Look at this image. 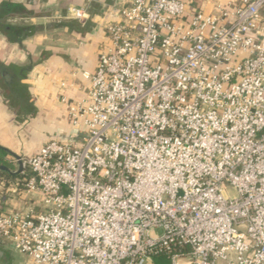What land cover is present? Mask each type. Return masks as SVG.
I'll list each match as a JSON object with an SVG mask.
<instances>
[{
	"label": "built area",
	"instance_id": "obj_1",
	"mask_svg": "<svg viewBox=\"0 0 264 264\" xmlns=\"http://www.w3.org/2000/svg\"><path fill=\"white\" fill-rule=\"evenodd\" d=\"M210 1L127 0L59 98L71 135L21 158L43 208L0 195L1 239L34 264H264V0Z\"/></svg>",
	"mask_w": 264,
	"mask_h": 264
},
{
	"label": "crops",
	"instance_id": "obj_2",
	"mask_svg": "<svg viewBox=\"0 0 264 264\" xmlns=\"http://www.w3.org/2000/svg\"><path fill=\"white\" fill-rule=\"evenodd\" d=\"M187 9H212L210 0H185ZM225 1V0H222ZM127 0H0V146L31 157L49 140L73 132L59 98L86 97L98 54L108 42L106 25L118 20ZM86 7L83 19L68 17ZM4 71L11 81L8 82ZM64 83V87L62 84ZM12 165L15 159L7 154ZM17 171L19 165H15ZM14 170V171H15ZM7 174V175H6ZM23 177L0 171V195L7 211H40L42 194H26ZM18 187V193L13 192ZM0 264H34L0 238Z\"/></svg>",
	"mask_w": 264,
	"mask_h": 264
},
{
	"label": "trees",
	"instance_id": "obj_3",
	"mask_svg": "<svg viewBox=\"0 0 264 264\" xmlns=\"http://www.w3.org/2000/svg\"><path fill=\"white\" fill-rule=\"evenodd\" d=\"M7 154L8 153L5 149L0 148V164H4L8 167H11L10 162L6 159ZM153 264H171L170 256L165 254L155 256L153 259Z\"/></svg>",
	"mask_w": 264,
	"mask_h": 264
},
{
	"label": "water",
	"instance_id": "obj_4",
	"mask_svg": "<svg viewBox=\"0 0 264 264\" xmlns=\"http://www.w3.org/2000/svg\"><path fill=\"white\" fill-rule=\"evenodd\" d=\"M4 75H5L6 79H7V81L10 82L11 81V78L9 77V75L7 74V72L4 71ZM0 148L5 149L8 154H10L11 156H13L16 160H18V165H19L18 170L17 171H14L10 167H8V166H6L4 164H0V171H3L5 173L11 174V175H19L22 172V170H23V163L21 161V158L22 157L19 156V155L14 154L13 152L9 151L8 149H6L4 147H1L0 146Z\"/></svg>",
	"mask_w": 264,
	"mask_h": 264
},
{
	"label": "rangeland",
	"instance_id": "obj_5",
	"mask_svg": "<svg viewBox=\"0 0 264 264\" xmlns=\"http://www.w3.org/2000/svg\"><path fill=\"white\" fill-rule=\"evenodd\" d=\"M13 161H15V159H13ZM12 164H13V166H14L13 169L15 170V167H16V166H15L14 163H12ZM11 166H12V165H11ZM15 171H16V170H15ZM229 193H230V195H233V196L237 194L233 189H230V190H229Z\"/></svg>",
	"mask_w": 264,
	"mask_h": 264
}]
</instances>
